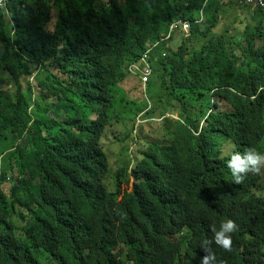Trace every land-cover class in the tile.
Listing matches in <instances>:
<instances>
[{"label":"trees","instance_id":"1","mask_svg":"<svg viewBox=\"0 0 264 264\" xmlns=\"http://www.w3.org/2000/svg\"><path fill=\"white\" fill-rule=\"evenodd\" d=\"M210 3L8 0L0 9V264H200L210 225L228 219L238 228L231 251L212 243L217 262L264 264V169L236 184L227 167L232 152L264 153V10L251 8L227 39L215 28L222 7L199 23ZM144 57L145 87L129 71ZM123 87L143 91L144 104ZM154 87L161 118L171 109L180 118L114 172L102 141L131 140L140 114L148 123L138 136L156 135ZM127 121L128 135L111 136Z\"/></svg>","mask_w":264,"mask_h":264},{"label":"rangeland","instance_id":"2","mask_svg":"<svg viewBox=\"0 0 264 264\" xmlns=\"http://www.w3.org/2000/svg\"><path fill=\"white\" fill-rule=\"evenodd\" d=\"M223 17L225 18L226 15H224ZM53 18H54V20H56V15H54ZM50 29H52V28L50 27ZM231 33L234 34L235 31H231ZM183 39H184V37H182V34L177 33V37L175 38V40L172 41L170 48L172 50L176 51L178 49V47L181 46ZM150 70H151V68H150ZM36 75L37 74H34L35 77L30 80V83L32 85H36V87H37ZM151 77H149V80L151 79ZM155 82H156V80L153 79V83H155ZM36 87H35V96H38L40 94V91ZM122 89L126 93L127 99H129L131 102H134V103L139 104V105L141 104L140 106H142L144 104L145 93L143 91L135 90V91H132L130 94H128V90H126L124 87ZM158 92H159V90H157L156 87H154V89L152 90V94L148 97L149 101L151 102L152 105L149 108V111H147L148 115H152L154 118L153 119V122H154L153 125L154 126L158 125V127H154L155 128V134H156L155 136H152L150 133H148L149 131L146 129H140L141 134H140V137L138 136L139 132H137L136 129L138 127L148 123L147 121H144L145 118L143 117L142 114H140L141 118L140 117L137 118V116L135 117V123L133 125V127H134L133 129H132V125L130 123H128L129 121H127L126 123L125 122L124 123H121V122L115 123L110 128L111 136L114 133H116V134H119L121 136V138H124L126 135L130 134L131 140H127L125 143H120V142L115 141V139H113L111 136L108 137V138L111 137V139H112L111 141H109L107 138L103 139L102 142L105 144V146H108V153L110 155V163L112 165V169L114 170V172L117 171L119 168L125 167L126 165H129L130 167L133 166L135 158H138V156H139V149L140 148L137 149L138 145L139 144L145 145V144L151 143L153 141H156L159 138L160 128L162 127V123L165 119H173V120L177 121L180 118L177 109H171L169 111V115H166L165 118H161V114L159 113L158 105H161L159 100L162 97V95L161 94L159 95ZM150 97L151 98L157 97V102H156V100H152ZM61 118L64 119L62 116H61ZM263 120H264V113H263ZM151 125H152V123H151ZM128 131H130V132L128 134H126ZM106 140L108 142V145L106 144Z\"/></svg>","mask_w":264,"mask_h":264},{"label":"clouds","instance_id":"3","mask_svg":"<svg viewBox=\"0 0 264 264\" xmlns=\"http://www.w3.org/2000/svg\"><path fill=\"white\" fill-rule=\"evenodd\" d=\"M179 34L184 36L181 31ZM227 167L232 173L234 182L236 184H242L244 178L249 172L261 174V170L264 169V153H260L255 148L251 147L245 148L242 153L239 151L232 152L227 161ZM237 228V224L231 219L222 222L219 230H217L215 224L210 225V229L213 233V239H205L202 242V248L206 254L202 257L200 264H225V261L223 260L217 262V257L212 251L211 245L214 242L217 246L222 247L224 250L231 251L233 243L231 234L236 232Z\"/></svg>","mask_w":264,"mask_h":264},{"label":"crops","instance_id":"4","mask_svg":"<svg viewBox=\"0 0 264 264\" xmlns=\"http://www.w3.org/2000/svg\"><path fill=\"white\" fill-rule=\"evenodd\" d=\"M213 3L209 4L210 8H205L204 15L202 14L201 18L199 19V23H203L206 25L205 21L207 22H213L214 21V10L217 6L222 7L223 10L219 14V18L217 19L216 23V33H221L224 31H227L226 37L227 39L230 36H236L238 33L244 29L245 27V20L251 19L253 14L251 8L242 6L244 5L242 3V0H238V2L235 0H222V3H217L216 0H212ZM224 3H227L225 5ZM239 5V6H238ZM242 6V7H240ZM242 8L241 10L239 8ZM227 9V10H226ZM226 15L224 18L223 16ZM243 20V25H238L239 20ZM215 31V30H214ZM231 31H235L234 34L231 33ZM183 36V35H182ZM176 37H174L175 40Z\"/></svg>","mask_w":264,"mask_h":264},{"label":"built area","instance_id":"5","mask_svg":"<svg viewBox=\"0 0 264 264\" xmlns=\"http://www.w3.org/2000/svg\"><path fill=\"white\" fill-rule=\"evenodd\" d=\"M242 3L244 5L250 6V8L252 9H264L263 0H242ZM187 30L189 31V25L187 23H184L180 31L183 33L187 32ZM145 59L147 60V58L144 57V60H142L141 63L132 65L129 68L131 75L137 77L141 81V85H143L144 87L148 84L149 77L151 75L150 67L145 63Z\"/></svg>","mask_w":264,"mask_h":264},{"label":"bare ground","instance_id":"6","mask_svg":"<svg viewBox=\"0 0 264 264\" xmlns=\"http://www.w3.org/2000/svg\"><path fill=\"white\" fill-rule=\"evenodd\" d=\"M7 2H8V0H0V9L5 7ZM242 6H247V5H242ZM258 10H263V9H258Z\"/></svg>","mask_w":264,"mask_h":264}]
</instances>
